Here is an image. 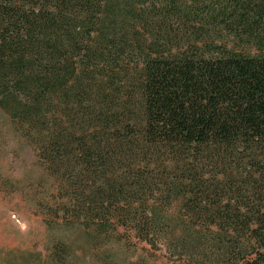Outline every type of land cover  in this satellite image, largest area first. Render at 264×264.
<instances>
[{
	"label": "trees",
	"instance_id": "trees-1",
	"mask_svg": "<svg viewBox=\"0 0 264 264\" xmlns=\"http://www.w3.org/2000/svg\"><path fill=\"white\" fill-rule=\"evenodd\" d=\"M0 115L50 232L264 264V0H0Z\"/></svg>",
	"mask_w": 264,
	"mask_h": 264
},
{
	"label": "rangeland",
	"instance_id": "rangeland-1",
	"mask_svg": "<svg viewBox=\"0 0 264 264\" xmlns=\"http://www.w3.org/2000/svg\"><path fill=\"white\" fill-rule=\"evenodd\" d=\"M39 167L32 149L14 133L9 120L0 115V264H53L49 241L60 236L71 247L59 264H198L186 254L164 245L152 247L132 232L119 229L93 241L77 226L53 233L47 230L33 197V180Z\"/></svg>",
	"mask_w": 264,
	"mask_h": 264
}]
</instances>
